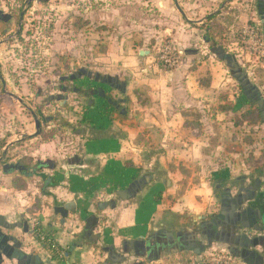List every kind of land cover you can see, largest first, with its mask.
Returning <instances> with one entry per match:
<instances>
[{
	"label": "crops",
	"instance_id": "1",
	"mask_svg": "<svg viewBox=\"0 0 264 264\" xmlns=\"http://www.w3.org/2000/svg\"><path fill=\"white\" fill-rule=\"evenodd\" d=\"M238 1L154 0L163 20L147 21L152 25H147L146 31H141L140 22L128 18L125 7L119 10L110 4L107 13L100 12L96 18L99 26L115 27L116 41L112 37L113 45L107 51L112 63L82 76L75 75L81 82L79 98L87 106L78 129L72 127L77 148L63 152L51 140L28 155L44 166L41 179L50 194L43 191V195H37L44 199L42 209L31 214L25 206L29 208L36 197L18 196L14 189L17 198L7 199L1 191L5 203L0 198V242L11 239L8 246L17 248L14 255L18 259L3 255L0 264H31L27 260L22 263L19 252L42 262L53 258L52 251L39 243L34 232L25 233L23 226H18L27 221L33 231L32 215L38 217L41 228L63 252L64 264L201 263L204 255L216 249L230 254L236 264H247L242 256L241 227H229V235L223 222L216 225L222 198L232 202L231 212L241 218L244 205L241 208L234 203L241 182L232 190L224 187L223 180L215 181L220 183L217 189H222L218 212L210 208L214 200L211 197L217 199L216 188L205 182L202 189L182 193L178 171L170 170L171 164L166 161L170 154L198 149V141L190 136L195 131L188 127L185 111L220 100V88L226 79L217 74L218 67L199 62L197 43L201 39L206 44L211 41L207 42L197 27L204 26L209 17L218 15L227 5L234 8ZM242 2L249 9L241 12L242 22H259L264 30V0ZM5 20L14 21L11 17ZM235 24L236 20L233 27ZM167 35L181 43L185 56L170 73L157 68L149 47L154 46V39ZM219 48L222 51L216 50ZM210 53L227 65L244 98L256 102L264 114V99L251 77L253 56L242 50L236 56L215 44ZM0 79L6 88V82L1 76ZM70 79L74 80V76ZM241 79L249 88H243ZM10 96L17 98L13 93ZM57 100L68 104L71 99L58 95ZM33 119L36 133L20 136L37 141L41 138L37 136L34 114ZM21 140L22 137L18 142ZM8 150L7 146L3 152ZM180 162L172 166L176 168ZM153 167L157 170L151 171L158 172L148 170ZM243 183L246 186L247 182ZM58 260L54 258L55 262ZM256 260L253 264L259 263Z\"/></svg>",
	"mask_w": 264,
	"mask_h": 264
},
{
	"label": "rangeland",
	"instance_id": "2",
	"mask_svg": "<svg viewBox=\"0 0 264 264\" xmlns=\"http://www.w3.org/2000/svg\"><path fill=\"white\" fill-rule=\"evenodd\" d=\"M242 1H238L234 8L227 5L224 11L213 16L204 26H196L201 31L200 35L211 39L210 44L202 39L197 43L199 62L208 63V67H218L214 70L222 79H226L220 88V100L206 107L197 106L185 111L188 114L185 121L195 131L190 136L198 141V149L192 147L186 153L170 154L166 160L167 164H171L170 170L178 171L180 180L177 181L182 184V193L202 189L205 182L216 188L217 199L211 197L214 200L210 208L218 212L222 189H217L220 183L215 181L223 180L224 187L229 186L232 190L239 187L240 182L241 187L243 181L247 182V187L257 181L261 186L259 193L264 194V115L256 102L244 98L239 83L232 78L227 65L210 53V47L215 44L236 56L241 55V50L253 56L255 62L251 77L264 99V35H259L260 41L257 43L252 33L255 26L259 27L261 33L263 28L259 22H242L241 12L249 10ZM110 4L116 5L119 10L127 8L128 18L142 24L141 31H146L147 25H152L147 21L163 20L154 6V0H0V42H3L0 48V76L7 84L4 88L0 79V195L3 191L2 196L5 193L7 199L17 198V195L36 197L29 208L25 206L31 214L37 213L44 204V199L37 195H43V191L50 194L44 178L41 179L44 166L36 158L28 157L44 141L39 139L32 142L31 138L24 139L20 135L36 133L34 114L41 121L43 132H56L57 136L52 140L60 150L66 152L69 148H77L78 140L72 127L78 129L87 106L79 98L81 82L75 75L82 76L89 70L96 71V68L99 70L112 63L107 51L116 41L113 37L115 27L99 26L96 19L100 12L109 11ZM8 17L14 20L13 23L5 20ZM141 17L144 21H141ZM235 20L238 24L233 27ZM19 31L21 33L17 36ZM154 41V46L149 45L154 54V64L165 73L175 71L185 58L181 43L172 35L159 36ZM168 46L178 59V64L172 70L162 68L159 61L162 51ZM72 76L74 80L70 79ZM64 86L68 90H63ZM10 93L20 101L11 98ZM58 95L71 100L68 104L60 103ZM20 137L23 140L18 142ZM8 142L14 144L7 145ZM7 146L9 150L4 155L3 150ZM179 161L180 165L174 168V162ZM5 163H21L28 168L29 174L25 176L17 170H7L5 173ZM152 169L155 167L148 168L150 171ZM17 186L23 191L16 189ZM14 189L18 190L17 195ZM0 198L5 203L3 197ZM254 201L251 200V205ZM31 220L33 226L37 222L41 226L38 217L32 215ZM242 236L252 241L247 247L241 245L242 250L254 252L260 260L263 259L260 264H264V243L260 245L258 242L259 238H264V224L258 228L246 225L242 228L241 240L247 242ZM216 250L219 252V249ZM232 264L236 263L232 260Z\"/></svg>",
	"mask_w": 264,
	"mask_h": 264
},
{
	"label": "flooded vegetation",
	"instance_id": "3",
	"mask_svg": "<svg viewBox=\"0 0 264 264\" xmlns=\"http://www.w3.org/2000/svg\"><path fill=\"white\" fill-rule=\"evenodd\" d=\"M262 35H264V30H263ZM4 155H7V152L6 153L4 152ZM0 163L2 164V160H0ZM17 164H20L23 167V168H20L19 170L17 169V171H19L20 173L26 174V175L29 174L28 168L26 166H24L21 163H17ZM7 170L12 171L13 169L8 168ZM260 190H261V186L259 182L257 183V181H255L253 185H249L248 187L244 186V183H243L236 197V200L234 201L236 205H241V208L244 205L245 209L243 208L244 210H241V218H240V214L235 215L234 213L231 212L232 202H230L229 200L225 198H222L221 199L222 212L220 216L218 217V219H216L217 220L216 225H219L220 223L223 222L224 225L228 227L229 235H230V232H231L230 228H234L238 226V227H241V232H242V228H244L246 225L247 226L250 225L253 228H258L262 224H264V199H263L264 194L263 195L260 194L259 193ZM251 200L252 201L255 200L253 202V205H251L250 203ZM228 230H225L227 231V234H228ZM242 237H245L246 241L248 240L246 236H242ZM243 241L244 239L241 240V243H243ZM258 241L263 245L264 238H260Z\"/></svg>",
	"mask_w": 264,
	"mask_h": 264
},
{
	"label": "built area",
	"instance_id": "4",
	"mask_svg": "<svg viewBox=\"0 0 264 264\" xmlns=\"http://www.w3.org/2000/svg\"><path fill=\"white\" fill-rule=\"evenodd\" d=\"M259 27L255 26V29L252 30V33L256 37V42L260 41L259 35H261V31H259ZM172 48L170 46L166 47L165 51H162V55L160 56V65L165 69H174L178 64V59L173 55ZM33 232L39 243L42 246H47L55 251V255L59 257V259H63V252L58 248L55 240L52 237H48V234L41 228L39 223H35L33 226ZM222 253V254H221ZM232 257L230 254L214 251L213 253L204 257V260L200 263L197 261L192 262H181L179 264H232Z\"/></svg>",
	"mask_w": 264,
	"mask_h": 264
},
{
	"label": "water",
	"instance_id": "5",
	"mask_svg": "<svg viewBox=\"0 0 264 264\" xmlns=\"http://www.w3.org/2000/svg\"><path fill=\"white\" fill-rule=\"evenodd\" d=\"M263 26H264V17H263ZM17 35H18V33H17ZM207 40V42H210V40H208V39H206ZM217 51H222V48H219V49H216ZM241 81H243V88H245V89H247V88H249V86L247 85V82L244 80V79H241ZM264 115V114H263ZM36 124H37V129H38V133H39V131H40V129H41V125H40V123H39V121L37 120L36 121ZM37 133V134H38ZM4 171H5V173L7 172V169L9 168V169H13V170H19L20 168H23L20 164H6V165H4ZM18 226L19 227H22L23 226V228H24V231H25V233H33V231H30V228H29V223L27 222V221H25L23 224L22 223H19L18 224ZM260 239V238H259ZM258 239V240H259ZM9 241H11V239H5V240H2V242H0V243H2V245L0 244V261L2 260V256L4 255L5 257H7L8 259H18V257H16L15 255H14V251H16V249L17 248H15V249H13V248H11V247H9L8 246V242ZM259 242V241H258ZM249 244H252V241H247V242H245V243H241V245L243 246V245H245V247H247V246H249ZM260 244V243H259ZM18 246H19V244H17ZM19 257H20V259L22 260V263H24L25 262V260H27V261H30V263L31 264H64V262H63V260L61 259V260H59L58 262H55V261H53V259H49V260H46V261H41L38 257H35L34 259H32L31 257H26L25 255H23L22 253H18L17 254ZM242 256L244 257V259H245V263H247V264H253V263H256V259H258L259 260V263L258 264H260L261 263V261H263V259L262 260H260L261 258L259 257V256H255L254 255V252H250V253H248V252H246L245 250L243 251V253H242Z\"/></svg>",
	"mask_w": 264,
	"mask_h": 264
},
{
	"label": "trees",
	"instance_id": "6",
	"mask_svg": "<svg viewBox=\"0 0 264 264\" xmlns=\"http://www.w3.org/2000/svg\"><path fill=\"white\" fill-rule=\"evenodd\" d=\"M214 17L213 16H211V17H209L208 18V20H212ZM20 30H22V28L20 29ZM20 33H21V31H19V33H18V35H20ZM17 35V36H18ZM207 39L208 40H210L211 41V39L209 38V37H207ZM37 120L39 121V123L41 124V121L37 118ZM37 136H39L41 139H43V141L44 142H48V141H50V140H52V139H54L56 136H57V134H56V132L55 131H52V132H50V133H47V132H43L41 129H40V131H39V133H38V135ZM4 148V147H3ZM16 188H18L19 190H23L22 188H20V187H16ZM48 234V237H51V235L49 234V233H47ZM45 249H47V250H49V251H52V256H53V261H54V258L55 259H59V257H57L56 255H55V251H53L51 248H48L47 246H43ZM54 253V254H53ZM60 260V259H59ZM58 260V261H59Z\"/></svg>",
	"mask_w": 264,
	"mask_h": 264
}]
</instances>
